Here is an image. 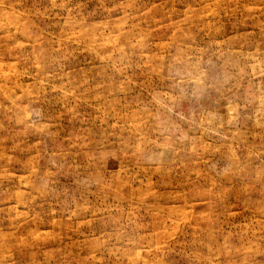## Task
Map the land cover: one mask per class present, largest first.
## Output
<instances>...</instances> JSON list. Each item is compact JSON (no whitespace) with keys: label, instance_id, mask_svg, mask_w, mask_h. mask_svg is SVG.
Wrapping results in <instances>:
<instances>
[{"label":"rangeland","instance_id":"374dc122","mask_svg":"<svg viewBox=\"0 0 264 264\" xmlns=\"http://www.w3.org/2000/svg\"><path fill=\"white\" fill-rule=\"evenodd\" d=\"M0 264H264V0H0Z\"/></svg>","mask_w":264,"mask_h":264}]
</instances>
